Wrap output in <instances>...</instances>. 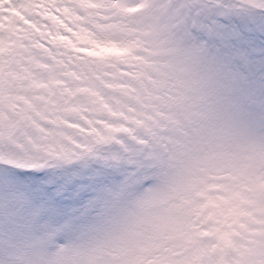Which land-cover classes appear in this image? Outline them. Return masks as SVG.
Masks as SVG:
<instances>
[{
  "label": "snow or ice",
  "instance_id": "snow-or-ice-1",
  "mask_svg": "<svg viewBox=\"0 0 264 264\" xmlns=\"http://www.w3.org/2000/svg\"><path fill=\"white\" fill-rule=\"evenodd\" d=\"M68 2L0 0L18 12L7 24L0 16V264H33L20 257L25 243L121 219L135 197L158 185L153 170L164 154L154 141L141 137L149 146H136L122 135L123 146L101 150L92 137L68 131L60 121L87 125L55 114L56 81L80 77L79 91H99L113 84L99 69L127 65L128 55H136L106 25L97 24L93 33L77 24L87 18ZM88 6L80 0L82 9ZM180 20L183 43L215 73L232 108L264 124V0H191ZM79 43L91 45V72L75 64L81 57L69 64L58 51L70 46L79 52ZM123 83L136 87L129 79ZM58 137L66 155L53 164L46 149ZM75 145H86L87 155Z\"/></svg>",
  "mask_w": 264,
  "mask_h": 264
},
{
  "label": "rangeland",
  "instance_id": "rangeland-1",
  "mask_svg": "<svg viewBox=\"0 0 264 264\" xmlns=\"http://www.w3.org/2000/svg\"><path fill=\"white\" fill-rule=\"evenodd\" d=\"M190 2L122 0L121 19L106 26L141 55L117 51L118 55H128L127 65L133 71L120 77L106 74L114 79L127 76L135 82L136 87L119 83L110 88L131 96L138 107L131 112L123 108L110 111L112 122L88 120L86 129L60 121L66 129L92 137L101 150L114 143L123 146L117 139L122 135L136 146H149L141 137L166 150L169 145L179 146L182 159L174 173L166 175L155 189L135 197L121 219L74 233L78 243L67 255H47L48 246L58 234L25 243L21 258L33 264H110L107 256L114 251L132 257L128 264H144V257L138 253L158 249L157 242L167 233L169 240L184 241L192 251L182 264H205L206 257L208 264H264V124L236 112L215 73L183 43L180 13ZM0 16L6 24L11 23L18 16L14 3L8 9L0 4ZM90 49L80 48L78 53L88 57ZM66 84L64 80L55 82L57 89ZM83 92L98 95L94 89ZM186 124L193 126L190 135ZM177 136L188 137V142L175 139ZM59 140L47 144L46 154L53 163L66 155ZM75 146L87 155L86 145ZM193 196L205 201L196 213L203 223L212 226L213 220L217 221L200 235L227 243L228 254L220 253L212 260L209 250L216 252L218 243L205 245L193 235V213L184 207L193 202ZM223 230L230 234L228 238L221 234ZM151 264L173 261L157 255Z\"/></svg>",
  "mask_w": 264,
  "mask_h": 264
},
{
  "label": "clouds",
  "instance_id": "clouds-1",
  "mask_svg": "<svg viewBox=\"0 0 264 264\" xmlns=\"http://www.w3.org/2000/svg\"><path fill=\"white\" fill-rule=\"evenodd\" d=\"M87 5L86 9L80 7V0H69L68 7L74 8L76 13L81 17H86V21H77V24L82 25L84 28L88 29L90 32L96 33V25H110L117 23L121 19L120 15V4L122 0H86ZM58 15H63V13H57ZM68 23L71 25L72 21L69 20ZM65 35H71L70 33H65ZM83 35H86L84 33ZM75 41V38H73ZM79 48H88L91 47L89 44L79 43L77 45ZM58 51L64 54L65 59H68L69 64H73V60L77 57H83V59H75V64L80 65L82 70L92 71L95 68V65L91 67L86 63L90 60L89 57L84 56L83 53H78L74 51L70 46H64L58 49ZM136 55H141L137 52ZM71 58V59H70ZM133 71L128 65H122L119 67H104L99 69L102 73H111L115 77H120L121 73H127L124 71ZM107 80L112 81L113 84L123 83L124 79H129L125 76L122 79H114L112 77L106 76ZM67 80L66 87L57 89L58 97L57 102L52 105L56 109L57 117H63L64 119L79 121L84 125H88L87 121H109L112 122L113 118L110 115V111L120 110L121 108L129 110L130 105H137L136 101L126 93L120 91L119 89H113L110 87H101L99 91H96L98 95H90L83 91H79V85L83 81L73 80L72 77H65ZM97 83L100 82L97 79ZM133 85L135 82L132 81ZM136 86V85H135ZM115 97V99H112ZM199 110V109H197ZM192 125H185L186 131L189 135L192 132ZM71 131V129H67ZM139 134V133H138ZM167 134V133H166ZM175 139L181 140L184 143L188 142V137H175ZM163 152V160L155 161L157 167L153 170L157 175L158 179L157 184L166 176H170L174 173V169L178 166L180 159H182L180 153L182 149L179 146L169 145V148L160 149ZM175 157V159H173ZM217 181L210 180L209 183H214ZM211 195H216V193H210ZM193 202L185 204L184 207L193 213L191 221L194 225L192 229L193 235L196 236L203 244L205 245H216L218 241L213 237L207 235H200L201 233H206L210 231L211 224L203 223L200 216H198L197 210L200 205L204 204L205 201L201 197H192ZM176 203H179L178 201ZM206 215V213H205ZM150 235V233H149ZM170 234H162L160 240L157 242L160 247L154 250L151 253H138L144 257V264H151V261L157 256H165L173 264H182V262L190 255L192 251L189 246L186 245L184 241L180 240H169L167 237ZM77 236L71 233H61L59 234L48 246L47 255L49 257H56L67 255L72 246L77 244ZM112 251V250H109ZM209 256L212 260L217 259L220 256V252H212L209 250ZM107 259L110 261V264H128V261L132 257H122L117 252H112V255L107 256ZM205 264H208V258H205Z\"/></svg>",
  "mask_w": 264,
  "mask_h": 264
},
{
  "label": "trees",
  "instance_id": "trees-1",
  "mask_svg": "<svg viewBox=\"0 0 264 264\" xmlns=\"http://www.w3.org/2000/svg\"><path fill=\"white\" fill-rule=\"evenodd\" d=\"M233 2H236V0H233ZM248 2H254V0H248ZM150 78V76H148ZM53 164H58L57 162L53 163ZM220 219L223 221L224 220V216L223 214L220 215ZM214 222L212 223V226L214 227L215 226V223L217 222L216 220H213ZM219 227V225H217V228ZM221 234L223 236L226 235V231L223 230L221 231ZM230 235V234H229ZM228 235V236H229ZM228 236L226 235V237L228 238ZM216 251H219L220 253H227L229 252V249L227 247V243L225 242H221V243H218L216 248H215ZM226 258V257H225ZM225 261V260H224Z\"/></svg>",
  "mask_w": 264,
  "mask_h": 264
}]
</instances>
